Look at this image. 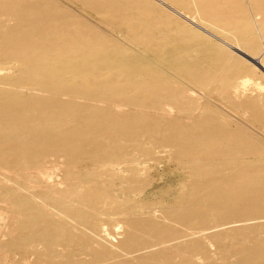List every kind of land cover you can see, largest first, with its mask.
<instances>
[{"label": "rangeland", "instance_id": "obj_1", "mask_svg": "<svg viewBox=\"0 0 264 264\" xmlns=\"http://www.w3.org/2000/svg\"><path fill=\"white\" fill-rule=\"evenodd\" d=\"M18 2L13 0V8L7 9L5 13L8 10L17 11ZM3 3L0 2V6ZM24 3L25 6L36 8L31 12L27 9L23 11L28 20L48 17L56 21L53 25L59 26L64 22L71 25V30L86 25L119 41H124L122 32L110 28L112 20L122 23V29L125 30L124 23L130 20L133 24L135 21L151 19L153 24H157L155 30L159 26L157 30H167L168 36L172 38L186 39L185 35L189 34L191 36L188 39L213 44L214 51L225 50L226 54L233 55L251 67L247 59L244 60L242 54L236 52V33L216 26L201 11L200 1L186 0L182 6L165 1L174 11L159 0H25ZM215 4V1H209L208 7L212 8ZM239 4L234 17L239 16L236 20L239 19L241 25L247 21L250 23L251 33L257 39V48L259 46L251 56L263 62L264 3L245 0ZM3 11L0 9V14ZM239 12L244 13V17ZM245 16H250L252 22ZM25 24L26 21L13 15L6 21L0 19V33ZM15 34H12L13 38H19V34ZM236 54L244 59L240 60L241 57ZM247 61L252 63L249 59ZM21 71L19 65L11 64L0 72V84H4L0 85V101L4 102L12 96L26 101L30 109L38 111L36 116L46 120L45 130L50 141L39 151L28 154L23 149L29 148H19L18 142L0 146V264H242L243 252H264V193L256 190L255 183L251 182L252 178L264 181V158L259 160L253 156L251 161L246 158L245 165L239 158L235 168L209 169L206 171V175L209 173L207 176L199 173L192 175L188 173V167L175 157L177 153L173 148L159 147L166 139L172 136L176 139L179 135L173 132H145L130 134L127 138L120 136L114 140L116 144L109 150L112 151L111 155L119 157L117 159L122 164L119 173L113 176L108 172H97L96 157L108 151L103 145L105 138L77 134L81 123L76 120L79 119L77 115L103 110L106 105L16 89ZM253 71L252 80L263 86L260 92H249L234 101L224 96L218 97L220 103L212 101L216 110L230 117L233 125L235 120L242 117L253 120L255 125L258 121L264 123V75L258 69ZM249 100L253 101L252 110L249 109L251 112L239 111V106ZM55 103H71L75 107L67 112L57 110L46 114L43 111L42 106ZM251 113L260 119L251 118ZM202 114L206 115L207 110ZM160 129H165L163 123ZM247 133H251L250 137L260 145L257 150L264 157V129L261 131L250 125ZM66 134L70 137V145L64 146L62 138ZM133 162L139 163L138 172L133 170ZM38 163L49 171L48 179L37 177L34 167ZM235 171L246 176L248 181L247 185L242 182L238 185H246L256 195L252 200L255 205L254 211L250 212L252 219L202 233L185 229L179 219L183 206L200 199L198 194L202 196L201 199L206 194L202 193L203 189L198 193L196 184L208 182L219 185V178L231 180ZM104 184H114L111 188L115 192L112 198L116 196L117 199L110 198L113 200L110 205L107 204L109 198L103 194ZM128 213L130 217L127 218ZM205 213L202 215L205 224L212 226L217 217L210 211ZM245 264H264V259L248 257Z\"/></svg>", "mask_w": 264, "mask_h": 264}, {"label": "bare ground", "instance_id": "obj_2", "mask_svg": "<svg viewBox=\"0 0 264 264\" xmlns=\"http://www.w3.org/2000/svg\"><path fill=\"white\" fill-rule=\"evenodd\" d=\"M18 1L17 11L8 10V13H5L7 9L13 8L11 7L13 0H0L4 2L0 6V9L4 10L0 14L2 21L8 20L12 15L21 21H26L22 27L14 26L11 30L6 29L0 33V72L6 65L7 67L11 64L19 65L22 71L21 74L19 73L21 77L17 81L16 89L84 99L106 105L105 109L94 110L88 115L75 114L79 118L76 122L81 123V129L76 131L77 134L105 138L103 145L108 151L96 157L97 172H108L113 176L119 173L121 164L117 159L119 157L111 155L112 151L109 150L116 144L114 140L120 136L127 138L130 134L145 132L156 134L173 132L179 135L176 139L174 136L166 139L159 147L173 148L177 153L175 157L188 167V173L192 175L199 173L204 176L206 171L214 168L220 170H225L226 167L235 168L239 158L244 165L247 164L246 158L249 160L253 156L259 160L264 158L257 150L260 145L250 137L251 133H247L250 125L263 131L264 123L257 120L256 126L252 123L253 120L242 117L235 120L233 125L229 120L230 117L216 110L212 104V101L220 103L218 100L220 96L234 101L245 97L249 92H260L263 89V86L252 80L255 69L264 75V61L261 62L251 56L259 48V46L257 48V39L252 35L248 21L241 25L239 19L236 20L239 16L234 17L235 8L238 10V5H241L239 3L242 1L243 4L245 0L195 1L201 2V11L216 26L236 33L238 37L236 52L246 56L252 63L236 55L241 57L240 60H246L252 68H255L253 70L233 55L226 54L225 50L214 51V45H209V42L207 44L198 42L197 39H188L187 37L191 36L189 34L185 35L186 39L172 38L168 36L166 29V32L162 29L157 30L159 26L155 30L157 24H153L151 19L135 21L133 24L130 20L124 23L125 30L122 29V23L112 20L110 28L122 32L124 41H119L116 37L92 30L86 25H79L78 29L71 30V25L64 22H59L62 26L60 24L54 26L52 23L56 21L49 20L45 16L42 20H28L23 11L31 12L30 10L36 8L32 5L25 6V0ZM159 1L168 8H171V5L168 6L165 1L172 4L180 3L181 6L186 4V0ZM209 1H215V6L209 8ZM252 1L264 3V0ZM243 15L245 14L241 13V17H244ZM15 33L19 34V38L17 36L13 38ZM252 102L249 100L242 103L238 110H252ZM74 107L71 103L42 106L46 114L55 113L57 110L67 112ZM205 110L207 114L203 115ZM37 112L30 109L26 101L16 96L8 97L4 102L0 101V146L18 142L19 148H29L23 149L27 154L43 148L49 140L45 130L46 120L36 116ZM251 115V118L260 119L256 114L254 116L251 113ZM162 123L165 128L163 130L160 129ZM69 141L70 137L66 134L62 138V144L70 145ZM133 163H135L133 170L138 172L139 163ZM34 170L38 178H49V171L47 172L40 163L34 167ZM218 181L219 185L208 182L196 184L195 190L199 193V190L203 189L202 193L206 194H203L201 199L202 196L197 193L200 199H195V196L194 201L183 206L179 219L184 223L185 229L202 233L227 225L245 223L252 219L250 212L255 209L252 200L256 195L254 190L246 188L248 182L246 176L235 171L231 180L219 178ZM258 181L251 179V182L255 183V189L264 193V181ZM241 182L246 185L239 186ZM113 185L102 186L105 192L103 194L109 200L116 198V196L112 198L115 194L111 189ZM112 201L106 203L110 205ZM207 211L217 217L212 226L204 222L202 215ZM129 215V213L126 215L127 218L130 217ZM242 256H244L242 264H245L248 257L264 259V252L245 251Z\"/></svg>", "mask_w": 264, "mask_h": 264}, {"label": "water", "instance_id": "obj_3", "mask_svg": "<svg viewBox=\"0 0 264 264\" xmlns=\"http://www.w3.org/2000/svg\"><path fill=\"white\" fill-rule=\"evenodd\" d=\"M243 56V55H242ZM245 59H247L248 60V58H246V56H243Z\"/></svg>", "mask_w": 264, "mask_h": 264}]
</instances>
